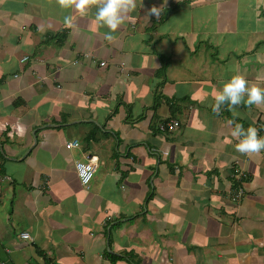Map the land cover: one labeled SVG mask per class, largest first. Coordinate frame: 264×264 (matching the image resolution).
I'll list each match as a JSON object with an SVG mask.
<instances>
[{
  "label": "crops",
  "instance_id": "0c3cea01",
  "mask_svg": "<svg viewBox=\"0 0 264 264\" xmlns=\"http://www.w3.org/2000/svg\"><path fill=\"white\" fill-rule=\"evenodd\" d=\"M95 11L0 0V264H264V149L231 136L264 104L211 106L264 86V0H143L111 40Z\"/></svg>",
  "mask_w": 264,
  "mask_h": 264
},
{
  "label": "clouds",
  "instance_id": "9594fccd",
  "mask_svg": "<svg viewBox=\"0 0 264 264\" xmlns=\"http://www.w3.org/2000/svg\"><path fill=\"white\" fill-rule=\"evenodd\" d=\"M63 7L73 5L81 14H86L96 5L95 17L99 25L107 26L111 31L105 34V38L111 40L113 33L123 23L127 14L134 13L137 6L143 5V0H60ZM161 9L153 5L149 9L150 14L160 15ZM67 24L73 23L72 18H66ZM206 99V97L202 98ZM212 110L221 111V106L227 104L230 109L241 103L248 106L264 104V86L249 84L244 74L239 71L226 79L221 87L213 93ZM231 136L238 138L235 148L240 153H258L264 149V135L258 134V129L252 125H245L239 121L232 122Z\"/></svg>",
  "mask_w": 264,
  "mask_h": 264
},
{
  "label": "built area",
  "instance_id": "2783aa9c",
  "mask_svg": "<svg viewBox=\"0 0 264 264\" xmlns=\"http://www.w3.org/2000/svg\"><path fill=\"white\" fill-rule=\"evenodd\" d=\"M102 64H105V62H102ZM173 124V126H178L179 122L177 120H172L171 122H162L159 127L161 130H165L166 128L170 127ZM259 131V135H264V121L259 120L256 122L255 126ZM68 147H76L79 145V142L77 139L71 140L67 143ZM75 167L77 169V173L79 176V179L81 183L84 186L89 187L95 173L97 172L99 168V158L95 155H89L86 157H80L75 158L74 160ZM245 174L237 169L236 175H235V181L238 183H241L243 181ZM240 191H242V187L239 188ZM234 202H237L239 199H237L235 196L233 197ZM22 236L31 241V238L29 237V234L24 232Z\"/></svg>",
  "mask_w": 264,
  "mask_h": 264
},
{
  "label": "rangeland",
  "instance_id": "374dc122",
  "mask_svg": "<svg viewBox=\"0 0 264 264\" xmlns=\"http://www.w3.org/2000/svg\"><path fill=\"white\" fill-rule=\"evenodd\" d=\"M101 155H103L102 157H101V164L99 165V166H101L102 165V162H103V164H105V163H108L109 161V159H108V156H106L107 154H106V152H104L103 154H101ZM100 168V167H99ZM99 168H98V170H99ZM98 170H97V172H98ZM97 172L95 173V175H94V177H96V176H100L99 174H100V172L97 174ZM94 177H93V179H94ZM92 179V180H93Z\"/></svg>",
  "mask_w": 264,
  "mask_h": 264
}]
</instances>
